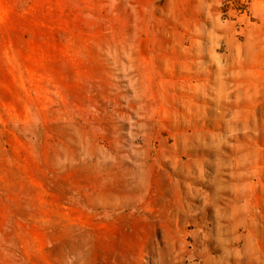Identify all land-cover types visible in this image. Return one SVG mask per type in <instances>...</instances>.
Here are the masks:
<instances>
[{"label": "rangeland", "instance_id": "1", "mask_svg": "<svg viewBox=\"0 0 264 264\" xmlns=\"http://www.w3.org/2000/svg\"><path fill=\"white\" fill-rule=\"evenodd\" d=\"M0 264H264V0H0Z\"/></svg>", "mask_w": 264, "mask_h": 264}]
</instances>
